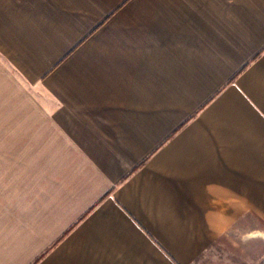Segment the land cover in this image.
Returning <instances> with one entry per match:
<instances>
[{
  "label": "crops",
  "instance_id": "obj_1",
  "mask_svg": "<svg viewBox=\"0 0 264 264\" xmlns=\"http://www.w3.org/2000/svg\"><path fill=\"white\" fill-rule=\"evenodd\" d=\"M0 54L47 163L0 264H264V0H0Z\"/></svg>",
  "mask_w": 264,
  "mask_h": 264
},
{
  "label": "rangeland",
  "instance_id": "obj_2",
  "mask_svg": "<svg viewBox=\"0 0 264 264\" xmlns=\"http://www.w3.org/2000/svg\"><path fill=\"white\" fill-rule=\"evenodd\" d=\"M7 63L8 60L0 54V197L5 192L4 187H8V192H13L17 184L30 188L35 178L33 171H37L38 179V171L42 169L39 167L44 169L47 166V163L32 161V153L38 147L31 143L30 131L22 130L25 115L16 113L18 103L30 102V98L21 99L18 93L21 89L31 91L32 84L23 86L20 81V85L17 70ZM259 226L264 227V223L260 222ZM248 245L252 250L264 252V242L262 247L257 242H249Z\"/></svg>",
  "mask_w": 264,
  "mask_h": 264
}]
</instances>
